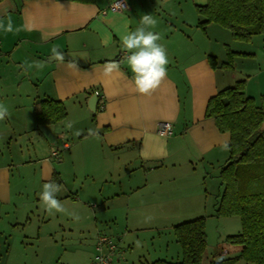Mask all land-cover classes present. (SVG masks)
Returning <instances> with one entry per match:
<instances>
[{"label":"crops","instance_id":"obj_1","mask_svg":"<svg viewBox=\"0 0 264 264\" xmlns=\"http://www.w3.org/2000/svg\"><path fill=\"white\" fill-rule=\"evenodd\" d=\"M112 1L0 0V25L12 24V31L0 28V105L9 112L0 120V221L17 223L24 217L8 207L16 208V197L24 193L15 180L21 168L32 166L42 184L59 179L61 188L70 161L73 176L82 183L67 196L97 219L108 210L89 203L95 195L93 186L85 185L88 180L110 183L99 194L108 203L126 192L122 175L128 170L130 190H139L150 182L164 184L184 163L196 169L194 159L227 160L231 135L205 116L209 98L233 83L231 77L222 80L213 66L211 46L199 49L203 34L210 38V30L221 31L214 22L198 25L203 17L196 7L207 0H125L127 6L120 10L108 9ZM145 15L155 20L154 26L141 24ZM141 26L159 35L168 56L167 76L150 95L137 91L126 61L131 51L121 40ZM53 48L63 53V60L53 57ZM34 61L44 67L28 68ZM249 84L246 92L252 96ZM96 90L104 95V108L98 96L93 100ZM45 97L63 101L67 116L38 126L35 102ZM163 121L171 123V134L159 132ZM42 143L49 148L38 155ZM54 147L61 151L59 160L64 149L68 152L59 164L51 157ZM26 148L24 158L16 160L15 152ZM140 174L146 179L140 180ZM175 194L179 202L183 195L189 197L184 189ZM89 224H94L92 218Z\"/></svg>","mask_w":264,"mask_h":264},{"label":"rangeland","instance_id":"obj_2","mask_svg":"<svg viewBox=\"0 0 264 264\" xmlns=\"http://www.w3.org/2000/svg\"><path fill=\"white\" fill-rule=\"evenodd\" d=\"M218 27L221 28L219 33L209 31L210 38L206 33L203 34L205 40L200 43L199 49L209 44L216 52L212 56L220 54V57H216L218 60L216 67L221 79L231 77L233 85L238 79L245 78L246 87L250 82L248 89L256 103L263 104L264 32L254 35L249 40H239L233 36L230 29L222 25ZM230 57L233 65L223 67L222 62L229 60ZM22 88H25L24 85ZM32 96L31 93V98ZM22 98L26 99V96L23 95ZM40 146L37 150L38 155H42L49 148L44 143ZM32 149L34 147L31 144V152ZM67 153L64 149L62 157ZM26 154L27 148L23 153L17 150L14 156L19 160ZM62 157L60 160L53 158L55 164H59L63 160ZM225 160L209 163L194 159L193 166L196 169L193 170L192 167L189 169L184 163L177 173L170 175L174 179L170 180L168 177L165 181L167 183L163 182L164 184L150 182L139 190H130L128 181L132 175L128 170L126 176L122 175L126 192L107 199L108 203L104 198H99V194L101 190L105 192L109 189L110 183L100 180L101 182L94 181L91 184L88 180L85 185L93 186L95 195L89 203L94 206L101 204L102 210H108V213L98 214L97 219L86 215L82 203L69 198L71 190L76 194L73 186L82 183L81 179L77 180L73 176L75 170H70V161H67L65 166L68 173L63 174V186L56 194V198L65 209L63 212L55 210L49 212L45 208L40 199L44 184L40 183L32 166L21 168L20 172L16 170L15 180L19 182L18 188L24 189V193L16 197L18 200L16 208L14 205L8 207L18 210L24 217L17 223H11L12 221L4 217L0 221V264H95L99 233L110 235L117 245L112 264H147L158 258L177 261L182 259V250L176 240L173 226L200 215L206 217L208 240L203 264H210L213 257L218 260L233 256L237 252L233 250L227 252L230 245L224 241L227 235L236 234L241 230L240 217L215 214L223 191L219 173ZM96 172L100 174L99 171ZM177 177L184 184L179 183ZM145 179L146 177L140 174V180ZM36 188L38 190L34 191ZM182 189L187 190L189 197L183 195L179 202L178 196L171 194L174 192L180 194ZM163 193L165 197H162ZM91 218L94 224H89Z\"/></svg>","mask_w":264,"mask_h":264},{"label":"trees","instance_id":"obj_3","mask_svg":"<svg viewBox=\"0 0 264 264\" xmlns=\"http://www.w3.org/2000/svg\"><path fill=\"white\" fill-rule=\"evenodd\" d=\"M196 8L203 17L198 22L202 28L214 22L230 29L239 40L264 32V0H207ZM210 60L216 67L217 58L211 55ZM232 65L231 57L222 62L223 67ZM35 107L38 126L67 116L65 104L59 99L38 98ZM205 116L231 135L229 156L219 173L223 191L215 214L237 215L242 224L238 233L227 235L224 241L238 247L237 253L218 260L213 257L210 264H264V103H256L247 94L246 79L241 78L209 98ZM55 182L59 184V179ZM173 229L182 259L158 258L147 264H203L208 246L206 217L183 220Z\"/></svg>","mask_w":264,"mask_h":264},{"label":"clouds","instance_id":"obj_4","mask_svg":"<svg viewBox=\"0 0 264 264\" xmlns=\"http://www.w3.org/2000/svg\"><path fill=\"white\" fill-rule=\"evenodd\" d=\"M115 6L117 8L124 7L123 3ZM155 23V20L151 19L148 15H145L141 21L142 25L154 26ZM0 28H3L5 31H12V24L9 21L6 28L3 25H0ZM121 40L124 48L131 51V55L126 57V61L134 73L137 91L150 95L167 76V50L162 44L158 43L160 40L159 35L147 30L144 26L138 27L135 31L123 35ZM103 42L106 44L107 39L103 40ZM52 55L56 59H64L63 53L59 52L56 48L52 49ZM27 66L28 68L33 66L42 68L44 64L39 61H34L27 64ZM68 66L73 67V64L69 62ZM7 115H9L8 109L0 105V120H3ZM59 191L60 185L54 181L44 184L40 199L49 212L52 210L56 212L65 211L63 205L56 198V194ZM75 218L78 219V217Z\"/></svg>","mask_w":264,"mask_h":264},{"label":"built area","instance_id":"obj_5","mask_svg":"<svg viewBox=\"0 0 264 264\" xmlns=\"http://www.w3.org/2000/svg\"><path fill=\"white\" fill-rule=\"evenodd\" d=\"M123 8L127 6L125 0H114L111 2L108 9L111 10H120L122 8H117L115 5L122 4ZM105 10L104 12H106ZM95 94L100 98V108H104V95L96 90ZM159 132L163 135H169L172 133L171 131V123L169 121H163L159 126ZM64 147L67 145L64 144ZM61 151L59 148H53L51 151L52 158H60ZM96 249L98 250L97 254L94 258L95 264H112L114 261V255L116 253L117 245L113 238L106 233H99L96 243Z\"/></svg>","mask_w":264,"mask_h":264},{"label":"water","instance_id":"obj_6","mask_svg":"<svg viewBox=\"0 0 264 264\" xmlns=\"http://www.w3.org/2000/svg\"><path fill=\"white\" fill-rule=\"evenodd\" d=\"M93 100H94V101H96V100H97V95H95V96H94V99H93Z\"/></svg>","mask_w":264,"mask_h":264}]
</instances>
